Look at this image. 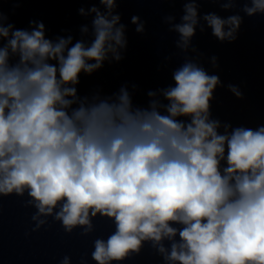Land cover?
I'll use <instances>...</instances> for the list:
<instances>
[{
  "label": "clouds",
  "instance_id": "obj_1",
  "mask_svg": "<svg viewBox=\"0 0 264 264\" xmlns=\"http://www.w3.org/2000/svg\"><path fill=\"white\" fill-rule=\"evenodd\" d=\"M165 2L183 3L181 22L169 29L179 34L182 51L191 46L200 19L218 41L238 38L240 14L200 17L205 0ZM206 2L230 10L241 0ZM242 2L246 16L264 14V0ZM100 3L106 12L89 9L95 13L90 46L72 44L71 36L54 43L45 38L43 23L30 31L15 28L0 7V38L7 40L0 47V197L27 193L25 207L36 209L32 232L47 225V217L65 233L80 228L83 236L94 231L95 218L110 220L115 230L93 241L96 264L138 256L144 242L169 264H264V125L226 123L220 133L221 122L210 119L220 78L192 59L174 71V87L160 90L166 104L153 99L147 108L136 107L125 88L115 99L77 104L80 73L101 68L108 53L121 60L117 48L127 44L125 25L113 13L117 0ZM139 20L131 17L142 33ZM9 50L18 62L10 63ZM228 88L243 97L236 86ZM70 261L65 255L60 264Z\"/></svg>",
  "mask_w": 264,
  "mask_h": 264
}]
</instances>
